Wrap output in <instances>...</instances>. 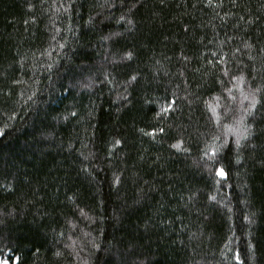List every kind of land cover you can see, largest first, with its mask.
Masks as SVG:
<instances>
[{
    "label": "trees",
    "instance_id": "obj_1",
    "mask_svg": "<svg viewBox=\"0 0 264 264\" xmlns=\"http://www.w3.org/2000/svg\"><path fill=\"white\" fill-rule=\"evenodd\" d=\"M0 128L8 264H264V0H0Z\"/></svg>",
    "mask_w": 264,
    "mask_h": 264
},
{
    "label": "snow or ice",
    "instance_id": "obj_2",
    "mask_svg": "<svg viewBox=\"0 0 264 264\" xmlns=\"http://www.w3.org/2000/svg\"><path fill=\"white\" fill-rule=\"evenodd\" d=\"M133 79H134V77H133ZM247 98V97H246ZM252 107H255V104H253L252 105ZM164 109H162V111H163ZM3 128H0V134H2L3 133ZM156 130L155 129H153V132H155ZM160 131H163L162 129L160 130ZM117 143H119V141H117ZM237 143H239V141H237ZM215 151H216V149H212V152H213V154L215 153ZM206 155H207V153H205ZM218 172H219V174L221 175V176H224V175H226V173L224 172V170H223V168L221 167V168H219L218 170H217ZM235 259H237V260H239L240 259V256H239V254L237 253V255H236V257H235Z\"/></svg>",
    "mask_w": 264,
    "mask_h": 264
},
{
    "label": "rangeland",
    "instance_id": "obj_3",
    "mask_svg": "<svg viewBox=\"0 0 264 264\" xmlns=\"http://www.w3.org/2000/svg\"><path fill=\"white\" fill-rule=\"evenodd\" d=\"M170 108V107H169ZM0 264H8V259L5 257L0 258Z\"/></svg>",
    "mask_w": 264,
    "mask_h": 264
}]
</instances>
